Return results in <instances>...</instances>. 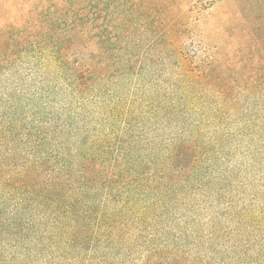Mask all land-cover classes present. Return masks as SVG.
<instances>
[{
    "label": "trees",
    "instance_id": "16d2710c",
    "mask_svg": "<svg viewBox=\"0 0 264 264\" xmlns=\"http://www.w3.org/2000/svg\"><path fill=\"white\" fill-rule=\"evenodd\" d=\"M216 3L214 25L224 44L217 39L211 53L187 54L182 29L204 22ZM150 13L149 0H0V86L27 65L48 96L79 103L75 115L105 110L97 125L78 129L63 115H28L33 104L20 109L16 95L8 96L7 111L0 100V264H57L59 236L67 255L88 249L100 234L137 223L140 195L200 187L196 178L212 148L197 139L200 131L164 146L150 143L134 127L143 109H124L113 95L127 75L145 69L140 56L165 38L148 34ZM166 41L157 61L168 58V124L185 125L186 113L205 110L230 117L240 101L263 100L264 0H168ZM142 102L154 113V101ZM261 221L242 243L245 264H264ZM192 262L158 249L145 258Z\"/></svg>",
    "mask_w": 264,
    "mask_h": 264
},
{
    "label": "rangeland",
    "instance_id": "374dc122",
    "mask_svg": "<svg viewBox=\"0 0 264 264\" xmlns=\"http://www.w3.org/2000/svg\"><path fill=\"white\" fill-rule=\"evenodd\" d=\"M149 6L147 32L165 38L155 40L146 57L140 56L145 69L134 78L128 79L127 75L117 89L113 88V95L121 99L120 107L124 109L133 103L143 109L145 116L134 127L138 131L144 129L143 138L150 143L164 146L200 131L197 139L212 145L210 162L196 178L200 187L177 188L173 195L168 192L140 195L137 223L127 225L113 236L100 234L88 249H74L67 255L68 248L59 236L57 264H67L68 258L73 264H145L146 255L154 249L167 255L172 251L192 260V264H245L248 253L242 243L251 229L263 224L264 217V96L258 104L251 101L244 105L240 101V109L230 117L205 110L186 113L185 125L176 120L168 124V58L157 61L168 48V0H149ZM218 10L216 3L204 22L182 29L187 54L201 50L211 53L217 39L224 44L225 38L215 30ZM138 29L144 30L142 25ZM146 45L147 41L140 42V48ZM27 68L22 65L14 76L3 77L1 111H7L8 96L16 95L20 109L33 104L34 109L27 111L28 115H63L72 128L78 129H89L100 122L105 110L87 107L94 112L75 115L77 101H70L61 93L55 98L48 96L46 85L28 76ZM148 99L156 107L152 114H149L152 108H143L142 101ZM66 102L71 103L65 105ZM252 214L258 215L259 220L253 222ZM32 264H43V260H34Z\"/></svg>",
    "mask_w": 264,
    "mask_h": 264
}]
</instances>
